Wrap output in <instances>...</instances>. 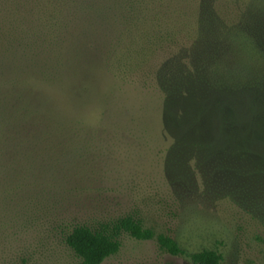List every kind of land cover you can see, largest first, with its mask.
<instances>
[{
  "label": "rangeland",
  "instance_id": "rangeland-1",
  "mask_svg": "<svg viewBox=\"0 0 264 264\" xmlns=\"http://www.w3.org/2000/svg\"><path fill=\"white\" fill-rule=\"evenodd\" d=\"M8 1L9 15H20L19 5L48 14L39 1L52 15L80 20L61 48L43 56L44 74L39 61L0 48V264H82L66 234L126 215L189 252L216 250L222 264H264L258 205L196 161L189 164L192 177H179L185 168L178 169L180 154L164 134L162 92L143 84L146 63L155 72L178 44L194 39L202 11L218 23L264 29V0H147L142 24L131 30L113 11L129 0H72L81 2L77 9H66L64 0ZM130 45L135 50L128 52ZM113 52L115 64L133 60V69H108ZM121 241L100 264H190L153 240L124 234Z\"/></svg>",
  "mask_w": 264,
  "mask_h": 264
},
{
  "label": "trees",
  "instance_id": "trees-1",
  "mask_svg": "<svg viewBox=\"0 0 264 264\" xmlns=\"http://www.w3.org/2000/svg\"><path fill=\"white\" fill-rule=\"evenodd\" d=\"M72 2L62 3L67 5L66 9L81 8V2L70 5ZM38 4L49 9V13L38 15L30 12L35 7L19 5L17 9L22 13L14 16L7 14L12 9L11 3L3 0L0 48L26 61H39L38 71L44 74L49 65L42 62L43 56L61 48L65 42L63 35L80 19L52 15V8L39 1ZM148 4L147 0H129L122 10L114 8L115 14L120 12L118 24L124 30L141 25L140 14L149 10ZM199 18L193 40L178 44L155 72V65L145 64L147 70L143 74L149 81L143 84L155 85L162 92L164 134L173 142V151L180 154L178 163L182 165L178 169L185 168L182 173L179 171V177L187 179L191 174L189 164L196 161L202 171L225 182L230 190L237 187L251 198L258 205V215L264 216V29L260 27L263 23L227 25L224 20L218 23L211 19L204 11ZM131 49L135 50V46L130 45L127 51ZM137 51L138 56L144 53L143 48ZM115 56L113 52L105 60L111 71L131 70L135 66L133 60L131 64H115ZM64 60L65 57L59 56L53 61L56 70L60 71ZM48 73L46 70L45 76ZM124 234L137 240H153L161 251L185 256L190 264H222L223 257L216 250L202 248L189 252L171 236L156 234L135 215L96 226L76 225L64 240L82 264H100L119 251Z\"/></svg>",
  "mask_w": 264,
  "mask_h": 264
}]
</instances>
